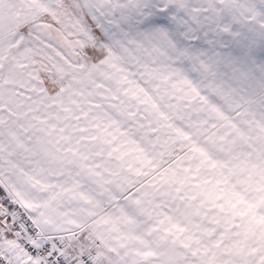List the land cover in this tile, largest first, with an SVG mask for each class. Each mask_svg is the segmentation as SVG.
Segmentation results:
<instances>
[{"label":"snow or ice","instance_id":"snow-or-ice-1","mask_svg":"<svg viewBox=\"0 0 264 264\" xmlns=\"http://www.w3.org/2000/svg\"><path fill=\"white\" fill-rule=\"evenodd\" d=\"M0 264H264V0H0Z\"/></svg>","mask_w":264,"mask_h":264}]
</instances>
